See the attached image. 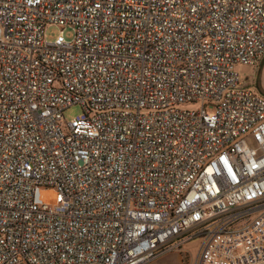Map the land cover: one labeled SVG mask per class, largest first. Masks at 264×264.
<instances>
[{"label":"built area","instance_id":"obj_1","mask_svg":"<svg viewBox=\"0 0 264 264\" xmlns=\"http://www.w3.org/2000/svg\"><path fill=\"white\" fill-rule=\"evenodd\" d=\"M261 60L264 0H0V264H264Z\"/></svg>","mask_w":264,"mask_h":264},{"label":"rangeland","instance_id":"obj_2","mask_svg":"<svg viewBox=\"0 0 264 264\" xmlns=\"http://www.w3.org/2000/svg\"><path fill=\"white\" fill-rule=\"evenodd\" d=\"M60 30L56 27H49L46 31V40L48 42L54 41V39L59 35ZM65 41L69 42L73 39L74 33L71 28H66L62 32ZM241 75L240 81L245 80V75L248 76V80H254V86L264 95V61L261 60L259 68L244 67L239 69ZM81 114L79 107H70L65 110L63 116L66 122L74 119ZM56 201V193L51 189L38 188L34 193V202L43 205H52ZM201 241L199 239L192 240L185 243L182 246V250L165 253L159 257H156L144 264H186L190 260H194L197 252L199 250ZM185 253V254H183Z\"/></svg>","mask_w":264,"mask_h":264}]
</instances>
